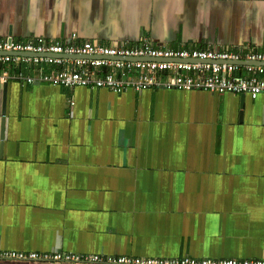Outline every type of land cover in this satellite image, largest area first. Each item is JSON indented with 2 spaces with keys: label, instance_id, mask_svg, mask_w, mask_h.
Here are the masks:
<instances>
[{
  "label": "crops",
  "instance_id": "0c3cea01",
  "mask_svg": "<svg viewBox=\"0 0 264 264\" xmlns=\"http://www.w3.org/2000/svg\"><path fill=\"white\" fill-rule=\"evenodd\" d=\"M73 32L243 55L264 0H0V39ZM0 251L264 259V94L0 84Z\"/></svg>",
  "mask_w": 264,
  "mask_h": 264
},
{
  "label": "built area",
  "instance_id": "2783aa9c",
  "mask_svg": "<svg viewBox=\"0 0 264 264\" xmlns=\"http://www.w3.org/2000/svg\"><path fill=\"white\" fill-rule=\"evenodd\" d=\"M77 32L63 41L32 35L26 41L0 39V84L36 81L77 87L123 90L175 89L186 95L210 92L217 97L219 119L224 117L229 94L257 99L264 94V43L259 51L239 49L167 48L141 38L133 43L100 45L78 41ZM42 73L37 75L36 69ZM29 70H28V68ZM51 67L54 71L46 70ZM74 105L75 103L72 102ZM89 263L114 264H264L261 257L238 258H152L146 256L104 257L88 255ZM0 259L78 263L82 257L66 252L0 251Z\"/></svg>",
  "mask_w": 264,
  "mask_h": 264
},
{
  "label": "water",
  "instance_id": "95a60500",
  "mask_svg": "<svg viewBox=\"0 0 264 264\" xmlns=\"http://www.w3.org/2000/svg\"><path fill=\"white\" fill-rule=\"evenodd\" d=\"M241 97H242V101H244L245 98H246L245 95H241ZM1 137H2V139H4V127H2V134H1Z\"/></svg>",
  "mask_w": 264,
  "mask_h": 264
}]
</instances>
